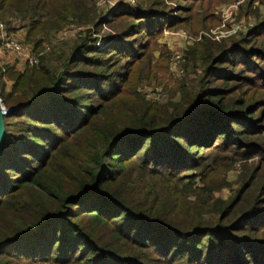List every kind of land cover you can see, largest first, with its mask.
I'll list each match as a JSON object with an SVG mask.
<instances>
[{
	"label": "trees",
	"instance_id": "obj_1",
	"mask_svg": "<svg viewBox=\"0 0 264 264\" xmlns=\"http://www.w3.org/2000/svg\"><path fill=\"white\" fill-rule=\"evenodd\" d=\"M115 16L133 24L98 45L92 0H0L7 33L24 32L19 40L36 54L53 34L92 27L37 66L0 61V99L9 111L0 151V264H262L264 246L246 233L264 224L257 200L231 215L248 186L209 220L187 206L201 151H263L243 127L231 129L250 123L248 100H230L237 111L229 113L201 81L197 90L181 87L177 102L145 101L129 85L134 69L150 65L134 41L160 34L164 22L143 2L120 7L107 24ZM214 57L204 75L222 83L228 75L219 64L257 69L252 59L259 57L264 75L256 51L221 45L205 54Z\"/></svg>",
	"mask_w": 264,
	"mask_h": 264
},
{
	"label": "rangeland",
	"instance_id": "obj_2",
	"mask_svg": "<svg viewBox=\"0 0 264 264\" xmlns=\"http://www.w3.org/2000/svg\"><path fill=\"white\" fill-rule=\"evenodd\" d=\"M92 1L94 18L100 24L98 35H93V38L116 36L133 24L131 19L121 16H115L114 23L107 24L122 6L135 7L143 2L144 8H154L161 14L160 19L164 22L161 33L151 38L141 36L134 41L142 46L143 50L139 52L146 54L144 62L150 59V65L134 69L129 85L145 101L152 104L177 102L181 97V87L187 86L193 91L202 81L205 91L209 88L216 90L215 94H220L229 113L237 111L229 104L230 100L239 102L246 98L254 116L248 125H232L231 129L239 130L243 127L250 140L264 142V75L260 71L263 62L259 57L252 59L257 69L253 64L246 67L219 64L227 71L224 72L228 75L223 78L224 83L218 81L221 77L204 75L206 66L214 63L217 58L206 61L205 54L221 45H235L256 51L264 57V0H112V5L105 9H99L96 0ZM0 22L5 23L1 18ZM71 27L50 36L45 40L44 48L48 46L52 50L78 40L80 37L70 31ZM89 29L92 30V27ZM14 36L22 38L24 32ZM146 45L148 48L144 49ZM175 65L178 69L171 70ZM241 75L244 77L240 78ZM216 101L213 100L214 103ZM220 143L223 144L221 140ZM261 148L263 151L248 156L244 155V151L221 150L217 147L215 150L201 151L199 157L203 166L190 173L196 176V181L194 193L187 198V206L195 208L204 220H209L221 204L235 203L242 187L248 186L238 204L233 207L231 215L237 216L242 210L245 211L252 196V202L256 199L257 208L264 213V145ZM261 223H256L255 228ZM246 233L257 241L256 245L264 246V224ZM257 259L263 260L264 264V252L258 251ZM156 264L165 263L157 261Z\"/></svg>",
	"mask_w": 264,
	"mask_h": 264
},
{
	"label": "built area",
	"instance_id": "obj_3",
	"mask_svg": "<svg viewBox=\"0 0 264 264\" xmlns=\"http://www.w3.org/2000/svg\"><path fill=\"white\" fill-rule=\"evenodd\" d=\"M112 0H96V5L99 9H105L106 7L112 5ZM89 27H71L70 31L75 33L78 37H81ZM185 37V34H183ZM186 39L189 38L186 36ZM105 41V38H98V45H102ZM49 47H46L40 53H34L31 46L25 44L19 39L15 38L14 35H9L6 31V27L3 23L0 22V59L1 61H5L3 59L7 57H12L13 61L16 62L19 66H37L39 64L40 57L43 54H47L49 52ZM178 66H172L171 70H177ZM8 111V110H7ZM9 113V111H8Z\"/></svg>",
	"mask_w": 264,
	"mask_h": 264
},
{
	"label": "water",
	"instance_id": "obj_4",
	"mask_svg": "<svg viewBox=\"0 0 264 264\" xmlns=\"http://www.w3.org/2000/svg\"><path fill=\"white\" fill-rule=\"evenodd\" d=\"M8 115V111L5 109L0 99V151L2 149L3 137L5 132L4 117Z\"/></svg>",
	"mask_w": 264,
	"mask_h": 264
},
{
	"label": "crops",
	"instance_id": "obj_5",
	"mask_svg": "<svg viewBox=\"0 0 264 264\" xmlns=\"http://www.w3.org/2000/svg\"><path fill=\"white\" fill-rule=\"evenodd\" d=\"M1 57V56H0ZM3 60H5L3 63H13V59H12V57H7V58H5V59H3Z\"/></svg>",
	"mask_w": 264,
	"mask_h": 264
}]
</instances>
